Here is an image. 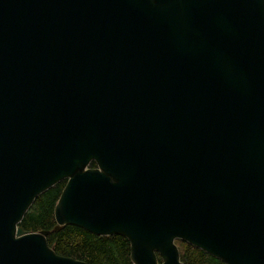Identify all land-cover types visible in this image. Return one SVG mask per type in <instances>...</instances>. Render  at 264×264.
Instances as JSON below:
<instances>
[{"label":"water","instance_id":"obj_1","mask_svg":"<svg viewBox=\"0 0 264 264\" xmlns=\"http://www.w3.org/2000/svg\"><path fill=\"white\" fill-rule=\"evenodd\" d=\"M63 181L53 231L264 264V0H0V264H88L20 226Z\"/></svg>","mask_w":264,"mask_h":264},{"label":"trees","instance_id":"obj_2","mask_svg":"<svg viewBox=\"0 0 264 264\" xmlns=\"http://www.w3.org/2000/svg\"><path fill=\"white\" fill-rule=\"evenodd\" d=\"M91 167L96 168L97 164L93 162ZM65 185L66 181H63L41 195L20 226L28 232L51 231L48 243L58 255L88 264H133L131 243L123 236H96L77 226H66L53 231L56 226L55 207ZM181 244L184 248L179 249L184 264H226L190 244L183 241ZM158 257L162 263L161 257Z\"/></svg>","mask_w":264,"mask_h":264},{"label":"rangeland","instance_id":"obj_3","mask_svg":"<svg viewBox=\"0 0 264 264\" xmlns=\"http://www.w3.org/2000/svg\"><path fill=\"white\" fill-rule=\"evenodd\" d=\"M184 242V241H183ZM186 243V242H185ZM176 244L179 246V248H184V246L181 244V241L180 240H178V241H176ZM188 244V243H187Z\"/></svg>","mask_w":264,"mask_h":264}]
</instances>
